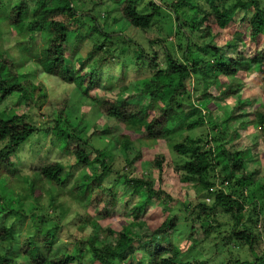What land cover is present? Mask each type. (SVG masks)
<instances>
[{"label": "trees", "instance_id": "trees-1", "mask_svg": "<svg viewBox=\"0 0 264 264\" xmlns=\"http://www.w3.org/2000/svg\"><path fill=\"white\" fill-rule=\"evenodd\" d=\"M85 1L89 2L34 0L31 10L25 0H19L5 13V22L10 29H17L20 41L16 43L19 47L16 60L21 63L17 64L7 51H0V102L16 95L29 108L41 109L45 104L47 93L44 84L20 80L25 76L19 69L23 62H31L49 84L68 89L55 106L56 118L43 132L50 133L51 143L72 157L78 167L88 168L98 160H90L86 152L90 140L80 138L78 127L68 119L67 110L74 96L112 124L108 126L105 123L101 135L109 137L114 152L128 158L126 164L129 167L141 159L140 151L135 152L133 157L130 154L138 138L151 146L160 141H171L180 129L193 130L203 125L201 110L188 101L189 95H193L190 91L193 76L200 78L196 101L200 105L205 104L202 107L207 111L211 101H232L236 96V103L226 114V119L220 120L217 125L215 136L218 138L208 135L209 140L205 143L220 142V128L227 122L242 118L238 112L246 106V102L238 95L242 85L237 82V77H244L252 71L264 74V0H201L200 4L194 0H179L176 3L160 0L163 6L154 0H112L105 9L101 0H94L92 5L86 4L89 9L79 8V3ZM3 7L0 3V8ZM109 8L110 11H106ZM182 8L191 11L188 18H185ZM97 9L98 15L105 13V27L99 25V19L93 14ZM169 10L174 15L171 27L175 28V35L183 45L180 59L169 51L162 37L148 40L149 48L144 49L137 44L135 36L128 35L130 28L148 31L155 19L170 16ZM111 14L114 16L110 17ZM83 29L94 31L111 42L118 37L127 49L133 51L128 61L119 56L116 58L123 63L117 89L104 86L102 91L97 92L103 84L99 69L109 67L113 56L101 58L89 66L95 53L105 48L104 41L85 58H77L85 40L81 33ZM219 37L221 44L216 42ZM36 38L40 42V46L37 44L39 52L34 44ZM245 45L247 48H244ZM158 51L162 52L163 62ZM128 65L135 67L137 73L146 70L151 78L142 83H128ZM220 77L223 79L220 80ZM259 83L263 86L264 95V75ZM72 91L75 93L73 96ZM197 109L199 116L191 119L190 114ZM249 116V122H239L232 129L228 142L239 140L241 133L252 125L257 126L264 139V105H259ZM36 132L37 128L24 115L12 114L4 118V114H0V264H210L208 260L186 257L213 235L212 218L216 214L227 216L232 222L226 244L246 248L250 256L247 260L229 256L220 264H264V174L257 186H252L248 189L249 194L243 196L239 192L240 187L250 183L258 173L257 170H245L251 155L245 150L231 152L223 143L205 151L201 139L192 140L186 134L180 136L179 143L172 145V150L180 158L190 157L189 160L171 167L164 155L156 154L149 163V167L157 171L159 183L163 174L171 170L170 174L193 184L197 193H201L197 204H184L187 215L182 219L171 214L170 205L177 202L172 201L159 185L156 187L151 177L118 176L124 185L123 193L117 195L113 185L109 188L101 185L104 174H83L81 182L75 183L67 194L77 201L82 199L85 205L102 204L94 217L77 214L76 228H89L88 237L75 241L71 253L54 256L53 246L59 237L60 227L45 229L37 223L36 229L18 246H12L15 223L24 220L25 216L7 224L6 220L16 215L19 208L4 205L1 198L10 201L16 197L17 203L22 204L21 195L12 186V180L19 175L12 157ZM216 169L218 173L213 179L221 176L222 181L228 182L226 186L222 184L223 189L220 190L214 188L216 180H207V175ZM72 175L60 162L52 161L42 164L26 177L20 176L33 201L38 203L47 192L50 205H54ZM232 182L238 186H231ZM124 197L126 200L122 202ZM120 201L131 212L132 222L124 224L119 231L110 227L102 229L98 221L113 216L112 209ZM132 201L135 202L131 204ZM152 205L159 207L165 218L156 229L147 231L142 220ZM246 205L250 206L247 211ZM180 223L187 230L179 233L183 237V245L176 246L174 241L178 238L174 237V233ZM109 238H113L114 242L109 243Z\"/></svg>", "mask_w": 264, "mask_h": 264}, {"label": "rangeland", "instance_id": "rangeland-1", "mask_svg": "<svg viewBox=\"0 0 264 264\" xmlns=\"http://www.w3.org/2000/svg\"><path fill=\"white\" fill-rule=\"evenodd\" d=\"M34 0H25L30 9L34 7ZM89 2L79 3V8L89 9L90 6L86 7V4H91L94 0H88ZM105 4L102 8H108L112 0H101ZM161 5L160 0H154ZM179 0H173V3L178 2ZM196 4H200L201 0H194ZM19 0H0V3L3 4V8H0V51H7L9 55L18 62L17 57L19 55V47L16 44L20 41L17 29H10L6 26L5 22V13L9 9L13 8ZM91 2V3H90ZM163 6V5H161ZM171 9V8H170ZM101 10V9H100ZM106 11H110V8ZM181 11H185L183 8ZM105 12V11H104ZM170 16L166 18L163 15L160 18L155 19L152 22L149 30L146 32L135 31L129 29V36H135L137 39V44L148 49L149 46L148 40H154L156 38L162 37L164 44L169 49L171 53H174L178 59H180L183 53V45H180V39L175 35V28L171 27L170 23L174 21V15L169 10ZM80 15L81 12H78ZM95 17L99 19L100 26H106V23L103 21L105 18V13L98 15V9L93 13ZM104 14V15H103ZM185 18H188L191 15V11H185ZM114 14L110 15L113 17ZM241 17L239 14L238 18ZM112 20H109L110 23ZM82 22V21H81ZM93 25V23H90ZM174 25V24H173ZM106 32V31H105ZM82 36L85 37L83 40L80 50L77 54V58H85L88 53L92 52L95 47L103 42L105 48L102 47L101 50H98L95 55L90 59L89 66L97 62L99 59L104 57H112V62L109 64V67H100L99 72L102 74L103 84L97 92L102 91V87H109L111 90H115L119 87L120 83L117 82L119 73L122 68V62L117 61L116 58L119 56L125 61H128L132 57L133 51L127 45L123 43V40L118 38L106 39L96 32H87L86 29L82 30ZM224 39H227L224 37ZM39 38H36L34 44L37 51L40 49ZM216 42L221 44V38H217ZM39 44V46L37 45ZM42 45V44H41ZM247 48V45L244 46ZM157 50V48H156ZM244 50V49H243ZM39 52V51H38ZM107 54V55H106ZM159 57L163 62V55L161 51H158ZM227 55L230 53L226 52ZM23 62V61H22ZM35 62V60H33ZM126 79L128 83L136 81L139 83L146 82L151 78V74L146 70H142L137 73L136 68L132 65L127 67ZM22 76L20 80L23 82L29 83L33 81V84L40 83L45 85L47 100L41 109L27 107L23 100L16 95L5 98L0 102V114H4V118L7 115L17 114L24 115L26 120L32 123L36 128L37 132L34 137H31L23 146L17 150V154L12 157V160L15 161L19 175L12 180V186L14 191L21 195L22 204L17 203L16 197L10 201L7 198H1L3 203L6 206H15L18 207L16 215L9 217L6 220L7 224H13L17 217L22 215L25 216L24 220L15 223L16 234L14 235L15 241L12 246H18L19 242L24 240L26 236L31 234L39 226L45 229H52L55 226L60 227V232L56 243L53 246L54 256L60 255L63 252L71 253L72 247L75 241L78 239H86L90 233L89 228L78 229L76 228L75 222L78 217L77 214L83 213L89 217H94L96 212L102 207V204H88L85 205L82 199H74L71 195H68L69 189L75 184L80 183L82 180L83 174L94 175L95 174H104L102 177L101 185L109 188L113 187L117 190V195L123 193V185L121 180H118V176L125 175L127 178H152L155 181L156 187L159 185L164 193L168 194L172 201L177 203L171 204L170 208L172 209L171 214L179 215L182 219L186 213H184V204L191 203L197 204L201 199V193H197L194 189V185L191 183H186L179 179L177 175H172L171 170L163 174L162 182L159 183L157 171L152 170L149 167L150 161L156 154H162L166 158V162L170 166L181 164L184 161L190 159V157H178L172 150V145L177 144L181 141V135L186 134L190 139L196 140L201 139L202 143L205 144V151L212 149L214 146H219L223 143L228 150L232 151H247L251 156L247 160L245 165V170L251 172L252 170H257V175L250 180V183L240 187V193L243 196L249 194L248 189L257 186V182H260L261 176L264 174V139L263 135L258 132L257 126H249L246 132H242L239 140L233 139L231 142H228L230 135L232 134V129L236 128L239 122L247 123L251 119L249 116L255 108L259 105H264V95L262 94L263 86L259 83V79L264 75L257 72H250L244 77H237V82H239L242 87L238 95L242 96V100L246 102V106L241 109L238 113L242 114V118L238 121L227 122L220 128V142L207 141V136L216 137L217 125L220 120L226 119V114H229L231 108L236 103V96L233 97L232 101L223 100L220 102L211 101L209 103V110H205L201 104L196 101L197 92L196 89H200V78L193 76L190 81V91L193 92V95H189L188 101L196 105L204 116L203 125L196 127L193 130L180 129L177 131L176 135L172 136L171 141L169 142H157L154 145L148 146L139 138L136 143L132 146V151L130 152L131 157L135 155V152H141V159L133 162V167H129L126 164L128 158L122 154L114 152L111 148V142L108 136L101 135L103 132V126L112 125L110 122L105 121L102 117L91 107L83 105L81 101L76 99L74 96L69 108L67 110L68 119L71 120L74 126L78 127V135L82 139H89V145L86 148V152L90 156V160L95 158L98 160L94 165L89 166L88 168H80L75 164V160L69 155L62 152L57 145L51 143L52 135L50 133H44L43 131L52 124V119L56 118L55 106L63 99L68 89L65 87H59L58 85L49 84L44 80V77L39 74L34 68L33 65L27 62H23V66L20 67ZM223 78L220 77V80ZM193 83V85H192ZM193 87V88H192ZM72 91V96L74 95ZM197 109L190 114L191 119H197L199 116ZM3 117V115H1ZM189 116V115H188ZM64 127H67L64 122H62ZM100 133H99V132ZM209 140V139H208ZM226 140V142H225ZM219 142V143H218ZM1 147V144H0ZM97 149H100L97 152ZM214 149V148H213ZM131 159V158H130ZM58 161L65 166L66 171L73 173L72 177L68 180L67 186L63 189V194L58 197L57 202L54 205H50L49 195L47 192L41 196L39 202L33 201V199L28 195V187H24L21 180V176H28L31 172H35L36 169L44 163ZM218 173V169L214 172H210L207 175L208 181H215V190L223 189V186L228 185V182L222 181V177H215ZM21 175V176H20ZM222 181L220 183V181ZM115 181L117 182L115 185ZM224 182V183H223ZM231 186L236 187L237 184L234 182L231 183ZM128 197V196H127ZM126 197L121 201L125 202ZM121 201L118 206L113 208V216L110 218L98 221L99 226L102 229L110 227L114 231H119L124 224L132 222L133 217L131 212L126 209L125 206H122ZM208 200L205 202L207 203ZM135 201H132L134 203ZM249 205H246V211L249 210ZM165 218L162 213H160V208L156 205H152L148 211L146 210V215L142 220L145 223L147 231L156 229L162 219ZM85 219V218H84ZM214 232L209 239L204 242L201 246L196 247L194 250L189 253L188 259L200 258L202 260H208L210 264H220L226 260V258L233 257L241 260L250 259L248 250L246 248L237 247L233 244L227 245L225 240L228 238V232L230 230L231 221L227 216L221 214H216L213 218ZM183 222V221H180ZM218 224V225H217ZM219 227V228H218ZM187 228L183 223H180L174 233V237L178 238V241L175 240L174 244L176 246H182L183 240L182 236H179V233L183 234L186 232ZM182 240V241H181ZM109 243H113L114 239L109 238ZM7 246V245H6ZM5 246V247H6ZM9 247V246H7ZM6 247V248H7ZM185 255H183L184 257Z\"/></svg>", "mask_w": 264, "mask_h": 264}]
</instances>
